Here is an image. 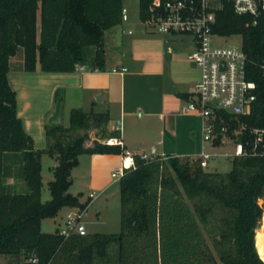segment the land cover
<instances>
[{"label":"trees","instance_id":"16d2710c","mask_svg":"<svg viewBox=\"0 0 264 264\" xmlns=\"http://www.w3.org/2000/svg\"><path fill=\"white\" fill-rule=\"evenodd\" d=\"M126 0H0V256L14 264H264V232L256 229L263 216L264 155L235 157L226 174L208 173L191 156L134 155V167L119 179V231L83 236L42 233L41 222L53 219L63 208L87 210L89 199L68 193L71 172L81 155H121L119 146L97 140L86 147L88 132L101 139L108 113L71 109L68 127L46 128L47 146L35 150L17 116L16 95L8 83L10 59L22 50V71L73 73L77 66L103 70L104 33L122 23ZM152 0H138V18L150 17ZM212 34L239 36L246 55L247 79L257 84L256 101L247 116L216 112L227 126L232 142L249 141L248 130L264 128V21L253 24L250 15H237L233 4L217 0ZM90 48L94 51L90 53ZM188 99L189 96H183ZM192 97V96H191ZM239 125L246 132L232 135ZM216 131L220 127L216 124ZM82 132V134H79ZM5 155L19 158L27 192L12 193L1 168ZM56 159L50 199L42 203L41 158ZM86 212V211H85ZM263 260V261H262Z\"/></svg>","mask_w":264,"mask_h":264},{"label":"crops","instance_id":"0c3cea01","mask_svg":"<svg viewBox=\"0 0 264 264\" xmlns=\"http://www.w3.org/2000/svg\"><path fill=\"white\" fill-rule=\"evenodd\" d=\"M129 21L127 10V20L104 33L105 66L101 71L77 66L73 73H25L21 63L13 73L9 71L8 83L16 95L17 116L35 150L47 146L45 131L51 127L48 121L56 104L60 107L58 126L63 128L69 124H62V107L68 116L71 109L108 113L105 133L115 132L120 126L123 148L133 155L196 158L205 150L202 120L185 110L200 76L199 70L187 60V55L195 50L193 38L158 34L139 18L133 24ZM72 95L78 105L67 106ZM186 95L188 99L183 97ZM41 105L45 108L36 115V106ZM101 138L100 134L97 141L102 143ZM52 161L51 173L57 165L56 159ZM121 161V155L79 157L77 167L83 164L89 169L84 188L88 197L96 196L90 206L112 186L111 174L121 166ZM1 168L12 193L27 192L17 156H3ZM41 178L43 188L42 164ZM86 200L79 198L80 203ZM65 209L68 208L62 210Z\"/></svg>","mask_w":264,"mask_h":264},{"label":"built area","instance_id":"2783aa9c","mask_svg":"<svg viewBox=\"0 0 264 264\" xmlns=\"http://www.w3.org/2000/svg\"><path fill=\"white\" fill-rule=\"evenodd\" d=\"M233 4L234 13L237 15H250L253 24L258 18L264 21V0H227ZM217 0H152L149 6L150 17L144 22L158 34L189 35L195 43V50L187 55V60L200 72L199 80L195 84L193 95L187 102L185 110L200 116L202 120V142L213 146L218 135L226 137L227 126L217 118L216 112L225 111L235 117L247 116L251 113L256 101L257 84L247 79V58L241 47L215 45L212 34L215 24V11ZM127 20V9L122 10V21ZM264 82V62L259 65ZM125 71V69H123ZM216 124L220 127L216 131ZM245 125H239L232 135L238 136L246 132ZM118 137L103 140L107 146H119L122 149V164L115 169L111 178L119 181L124 172L134 167L133 154L123 148L121 140V127H116ZM250 140L233 143V152L223 155L226 158L263 156L264 155V128L248 130ZM229 140V139H228ZM152 156L139 155L141 160H148ZM216 154H207L205 150L197 155L200 167L206 169L208 161ZM128 163V165L126 164ZM96 196L90 194L89 204ZM263 208L264 202L259 201ZM78 209H70L66 215L63 228L59 235L68 237L71 234L83 236L86 234L81 219L85 213ZM264 213V210H263ZM35 258L26 260V264H36Z\"/></svg>","mask_w":264,"mask_h":264},{"label":"rangeland","instance_id":"374dc122","mask_svg":"<svg viewBox=\"0 0 264 264\" xmlns=\"http://www.w3.org/2000/svg\"><path fill=\"white\" fill-rule=\"evenodd\" d=\"M124 6L128 10V15L130 17V24L133 22H138V0H126ZM215 45L230 46L235 48L241 47V38L239 36L231 37H215L212 38ZM94 51L90 48V53ZM23 54L22 50L19 49L17 54L10 59V71L13 73L22 64ZM60 95V94H59ZM69 105H78L75 102V98L72 95ZM75 107V106H72ZM45 108L43 105L36 106L35 114L39 115L40 111ZM61 120L63 125H68V115L65 110L61 112ZM79 134H82L80 132ZM100 132L96 129H91L88 132V140L85 145H89L92 141L99 139ZM101 140V139H100ZM233 149V143L227 138H223L222 144L219 146H211L209 143H205V153L216 154L219 157H213L208 161V167L205 169L208 173H220L226 174L231 170V159L223 157L225 154L231 153ZM83 157V156H82ZM81 157V158H82ZM87 158V157H85ZM52 158L48 155H43L41 164L43 170V188L41 191V202L45 203L50 199L48 191V183L53 180V175L50 171L52 167ZM89 179V169L81 164L79 167L75 168L71 175L72 184L68 190V193L74 196H79L81 200H86L88 197V192L84 185ZM82 193V195H81ZM96 198V197H95ZM264 210V204H263ZM70 212L69 209L61 210L58 215L53 219H45L41 222V232L42 233H53L56 229H62L63 224L66 220V215ZM87 212V213H86ZM84 213L81 222L85 227L86 233H117L119 231V184L118 181L112 180V186L109 187L107 192L100 196L92 206H88ZM98 213V214H96ZM99 215V216H96ZM263 229L264 232V213L256 229L259 236V230ZM0 264H14V261L8 257L0 256Z\"/></svg>","mask_w":264,"mask_h":264},{"label":"water","instance_id":"95a60500","mask_svg":"<svg viewBox=\"0 0 264 264\" xmlns=\"http://www.w3.org/2000/svg\"><path fill=\"white\" fill-rule=\"evenodd\" d=\"M59 113H60V107H59V104H56L54 113H53V115L51 116V118L48 121V125L49 126H51V127L58 126V124H59V122H58Z\"/></svg>","mask_w":264,"mask_h":264},{"label":"bare ground","instance_id":"6f19581e","mask_svg":"<svg viewBox=\"0 0 264 264\" xmlns=\"http://www.w3.org/2000/svg\"><path fill=\"white\" fill-rule=\"evenodd\" d=\"M128 165V163H126Z\"/></svg>","mask_w":264,"mask_h":264}]
</instances>
